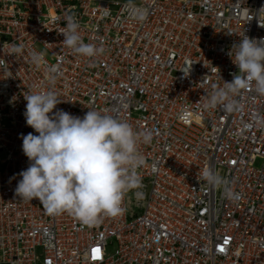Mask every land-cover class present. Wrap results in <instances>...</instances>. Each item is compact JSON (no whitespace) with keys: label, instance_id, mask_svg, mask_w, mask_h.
<instances>
[{"label":"built area","instance_id":"2783aa9c","mask_svg":"<svg viewBox=\"0 0 264 264\" xmlns=\"http://www.w3.org/2000/svg\"><path fill=\"white\" fill-rule=\"evenodd\" d=\"M68 16L102 54L64 45ZM243 35L264 38V0H0V264H264V95L242 91L231 113L204 107L238 72L228 53ZM48 67L56 108L153 131L137 144L143 196L128 192L118 216L85 225L15 192L29 166L21 134H38L24 95L48 87Z\"/></svg>","mask_w":264,"mask_h":264},{"label":"clouds","instance_id":"9594fccd","mask_svg":"<svg viewBox=\"0 0 264 264\" xmlns=\"http://www.w3.org/2000/svg\"><path fill=\"white\" fill-rule=\"evenodd\" d=\"M131 7L137 20L146 18L147 9ZM78 29V21L68 16L66 28L60 32L64 45L86 57L102 54L103 47L84 43ZM23 48L22 44L15 45L12 53L21 54ZM228 55L238 72L222 87L213 85L206 109L221 108L231 113L242 110L238 100L242 91L264 95V38L243 35ZM30 57L37 68L44 63L40 53L33 51ZM57 74L58 69L48 67V87L41 90L38 86L24 95L26 124L38 134H21L29 166L18 173L22 178L15 192L28 201L38 199L50 214L68 212L85 225H92L101 216L122 214L128 192L136 190L135 196L142 198L139 190L143 182L138 169L145 158L137 144L151 143L153 131L137 133L126 120L106 112L88 110L80 117L56 108L62 102L52 90ZM256 120L264 125V117L257 115ZM202 176L216 186L226 183L210 168L204 169Z\"/></svg>","mask_w":264,"mask_h":264},{"label":"rangeland","instance_id":"374dc122","mask_svg":"<svg viewBox=\"0 0 264 264\" xmlns=\"http://www.w3.org/2000/svg\"><path fill=\"white\" fill-rule=\"evenodd\" d=\"M260 163V161H257V163L256 164H259Z\"/></svg>","mask_w":264,"mask_h":264}]
</instances>
